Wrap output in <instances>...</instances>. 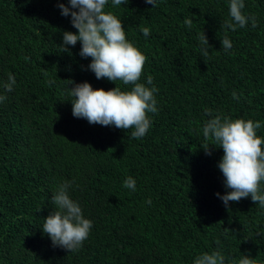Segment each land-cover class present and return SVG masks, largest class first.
<instances>
[{"label": "trees", "instance_id": "trees-1", "mask_svg": "<svg viewBox=\"0 0 264 264\" xmlns=\"http://www.w3.org/2000/svg\"><path fill=\"white\" fill-rule=\"evenodd\" d=\"M229 2L156 0L153 8L109 0L105 10L147 57L139 82L158 89L150 129L132 139L131 129L72 115L66 80L105 91L130 86L97 80L79 42L68 46L71 55L60 52L62 33L77 31L58 7L68 0H0V85L15 78L12 91L0 87L7 97L0 103V264H194L216 250L225 264L241 254L264 264V208L251 197L225 208L215 195L227 191L217 167L223 150H203L213 144L203 137L205 109L259 121L264 138V0H244L248 23L235 31L223 27ZM141 27L150 29L147 38ZM202 32L208 56L199 51ZM225 36L231 49L222 47ZM129 176L135 191L123 187ZM66 180L75 181L68 194L93 225L70 253L42 231Z\"/></svg>", "mask_w": 264, "mask_h": 264}, {"label": "clouds", "instance_id": "clouds-1", "mask_svg": "<svg viewBox=\"0 0 264 264\" xmlns=\"http://www.w3.org/2000/svg\"><path fill=\"white\" fill-rule=\"evenodd\" d=\"M112 6L127 4L129 0H111ZM146 4L156 7V0H145ZM109 0H68V6L58 3L61 15L70 16V23L77 31H64L62 42L58 45L60 52H69V47H75L79 42L81 49L79 56L91 62L87 70L95 74L97 80L107 79L116 85L120 81L129 90L115 88L105 91L103 88L94 89L88 82L76 83L66 80L67 95L70 101L72 115L77 119H84L90 125L104 127L114 126L120 130L131 129V138H143L151 127L149 113H157L155 86L148 87L141 83L140 78L147 57L127 39L123 22L112 11H106ZM230 20H226L223 27L235 31L237 26L245 27L249 17L242 10L244 0H230ZM252 26L256 27L255 17H251ZM184 24L191 28L193 20L185 19ZM140 31L147 38L150 29L141 27ZM198 39L205 46L201 51L208 56L209 42L204 32ZM225 50L232 48L231 41L225 36L221 41ZM8 83L0 85L6 91H12L15 78L10 73ZM71 85V87H69ZM147 85H153V77H147ZM234 99L239 100L235 92ZM7 97L0 94V103ZM209 117L203 125L205 141H213L212 146L205 144L203 150L207 155L212 154V148L223 150V156L217 167L224 177V195H215L222 200L225 208L230 202H239L243 198L251 197L253 203L264 208V138L257 135L262 127L259 121L251 119H231L221 115H213L211 110L205 109ZM218 145V147H217ZM75 181L61 183L51 197L55 210L49 214L42 224V231L46 234L54 247H61L69 253L79 249L88 238L92 221L84 218L78 202L73 201L68 189ZM123 187L135 191L136 181L131 176L123 182ZM146 203L151 204L149 199ZM226 257L220 250L203 253L197 256L194 264H225ZM231 264H258V260L250 255H243L239 260H232Z\"/></svg>", "mask_w": 264, "mask_h": 264}]
</instances>
